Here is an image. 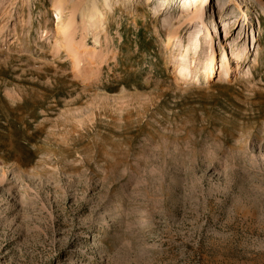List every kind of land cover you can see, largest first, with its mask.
I'll return each mask as SVG.
<instances>
[{"label": "rangeland", "instance_id": "rangeland-1", "mask_svg": "<svg viewBox=\"0 0 264 264\" xmlns=\"http://www.w3.org/2000/svg\"><path fill=\"white\" fill-rule=\"evenodd\" d=\"M87 1L0 0V264H264V0Z\"/></svg>", "mask_w": 264, "mask_h": 264}, {"label": "bare ground", "instance_id": "bare-ground-1", "mask_svg": "<svg viewBox=\"0 0 264 264\" xmlns=\"http://www.w3.org/2000/svg\"><path fill=\"white\" fill-rule=\"evenodd\" d=\"M86 4H87V6H86V9L83 10V20H82L81 23L82 24L84 23V25L85 24H88V25H90L89 27L101 26V24L103 23V21H105L106 18H107V11H106V9H103L101 6H103L104 8L107 7V9L108 8H111V4H110L109 0H88ZM110 10H114V9H110ZM201 35L202 34L198 33L193 38H189L191 43H189L187 45V47H188L187 52L188 51H194L193 59L195 58V55L199 56V54H200V51H198V49H201V46H202V43H203L202 42ZM208 36H209V38H208L207 41H206V37H205V43H208L209 44V48H211V52H209V55L207 56V62H205V64H203L201 66L199 64H196L195 63V66L198 69L201 68V70L204 71V74H205V78L206 79L212 80V79H214L218 75V73H219V75H221L222 73L229 74L228 69H231V68H228L227 69L224 66L225 63H223L222 66L219 65L218 59H216L215 52L213 50L214 49V44H213L214 39H213V36H211L210 32H209ZM182 55H183V53H182ZM225 55H226V53H225ZM180 59H181V57H180ZM190 59L191 58H189L185 54H184V56H182V59H181L182 61H180V67H181V69H185L186 68L185 67V63L190 62L191 61ZM226 60H228V59H226ZM76 62H78V61H76ZM219 69H220V71H219ZM197 72H198V70L195 71L194 74H192L193 73L192 71L187 70L186 75L188 76V75L191 74L192 75L191 78L192 77L193 78L194 77L199 78ZM188 77H190V76H188Z\"/></svg>", "mask_w": 264, "mask_h": 264}]
</instances>
